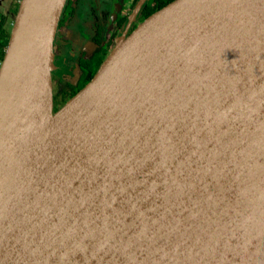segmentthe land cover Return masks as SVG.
I'll return each instance as SVG.
<instances>
[{
    "label": "water",
    "instance_id": "95a60500",
    "mask_svg": "<svg viewBox=\"0 0 264 264\" xmlns=\"http://www.w3.org/2000/svg\"><path fill=\"white\" fill-rule=\"evenodd\" d=\"M64 2L0 62V264H264V0L168 1L54 109Z\"/></svg>",
    "mask_w": 264,
    "mask_h": 264
},
{
    "label": "flooded vegetation",
    "instance_id": "af4514ba",
    "mask_svg": "<svg viewBox=\"0 0 264 264\" xmlns=\"http://www.w3.org/2000/svg\"><path fill=\"white\" fill-rule=\"evenodd\" d=\"M18 1L0 0V62ZM164 1L170 0H65L52 42L54 109L91 78L119 31L131 30Z\"/></svg>",
    "mask_w": 264,
    "mask_h": 264
},
{
    "label": "trees",
    "instance_id": "16d2710c",
    "mask_svg": "<svg viewBox=\"0 0 264 264\" xmlns=\"http://www.w3.org/2000/svg\"><path fill=\"white\" fill-rule=\"evenodd\" d=\"M165 2H166V1H164V3H163V2H161V3L159 4V7H160V6H162L163 4H165Z\"/></svg>",
    "mask_w": 264,
    "mask_h": 264
},
{
    "label": "rangeland",
    "instance_id": "374dc122",
    "mask_svg": "<svg viewBox=\"0 0 264 264\" xmlns=\"http://www.w3.org/2000/svg\"><path fill=\"white\" fill-rule=\"evenodd\" d=\"M14 1H16V0H14ZM108 50V49H107ZM105 56V55H104ZM104 58V57H103Z\"/></svg>",
    "mask_w": 264,
    "mask_h": 264
}]
</instances>
